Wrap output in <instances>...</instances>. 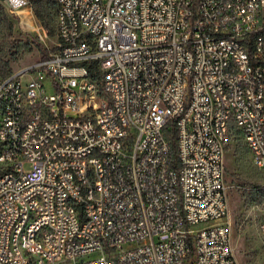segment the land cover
I'll return each mask as SVG.
<instances>
[{"label":"built area","instance_id":"1","mask_svg":"<svg viewBox=\"0 0 264 264\" xmlns=\"http://www.w3.org/2000/svg\"><path fill=\"white\" fill-rule=\"evenodd\" d=\"M52 1L54 50L0 78V264H239L225 158L234 126L264 170V0Z\"/></svg>","mask_w":264,"mask_h":264},{"label":"rangeland","instance_id":"2","mask_svg":"<svg viewBox=\"0 0 264 264\" xmlns=\"http://www.w3.org/2000/svg\"><path fill=\"white\" fill-rule=\"evenodd\" d=\"M29 4L31 0H26ZM28 23L15 22L13 36L5 34L0 40V63L6 75L21 73L42 59L38 41L44 48L53 49L58 39L57 16L52 8L51 30H46L29 4ZM20 21V22H19ZM4 32V30H3ZM28 77V76H26ZM231 143L226 150V182L230 186L231 239L239 264H264V245L258 227L264 215V199H255L253 188L264 186V170L254 166L251 155L236 127L231 128ZM30 164L26 163L25 169Z\"/></svg>","mask_w":264,"mask_h":264},{"label":"trees","instance_id":"3","mask_svg":"<svg viewBox=\"0 0 264 264\" xmlns=\"http://www.w3.org/2000/svg\"><path fill=\"white\" fill-rule=\"evenodd\" d=\"M34 8V13L37 19L42 23L43 27L46 30H51L52 28V21H53V12L52 8L55 7L56 9V16L58 12V6L57 4L52 0H31L29 2ZM15 22H17V18L11 17L6 9L0 5V40H2L6 34L8 38L13 36L14 29H15ZM4 30V32H3ZM4 35V36H3ZM37 45L39 46L40 52L42 54V59H46L49 57V54L53 49H47L44 48L42 44H40L38 41ZM4 42H0V45H2ZM5 65L0 63V78H5L9 75H6L5 72ZM86 66L88 67L90 74L92 76H96V62H86ZM11 75V74H10ZM255 199H264V186L262 185H256L253 188Z\"/></svg>","mask_w":264,"mask_h":264},{"label":"water","instance_id":"4","mask_svg":"<svg viewBox=\"0 0 264 264\" xmlns=\"http://www.w3.org/2000/svg\"><path fill=\"white\" fill-rule=\"evenodd\" d=\"M0 5H2L8 14L13 17L17 18V21L19 20V17L21 18V23L23 25V22L26 21V24L28 23V17L24 13V10L29 6L28 4H24L21 6H15L10 0H0ZM20 22V21H19Z\"/></svg>","mask_w":264,"mask_h":264},{"label":"bare ground","instance_id":"5","mask_svg":"<svg viewBox=\"0 0 264 264\" xmlns=\"http://www.w3.org/2000/svg\"><path fill=\"white\" fill-rule=\"evenodd\" d=\"M12 2L14 3V5H17L18 6V4L21 2L20 0H12ZM27 8H29L30 9V7L28 6ZM26 11L24 10V13H25ZM27 16H31L30 15V13H28L27 12V14H26Z\"/></svg>","mask_w":264,"mask_h":264}]
</instances>
